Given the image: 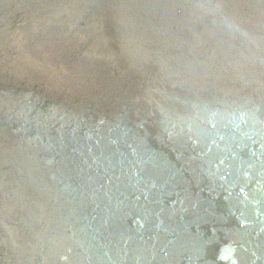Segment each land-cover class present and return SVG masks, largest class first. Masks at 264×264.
<instances>
[{"label": "water", "instance_id": "water-1", "mask_svg": "<svg viewBox=\"0 0 264 264\" xmlns=\"http://www.w3.org/2000/svg\"><path fill=\"white\" fill-rule=\"evenodd\" d=\"M55 1V6L44 10L52 11L45 14L48 18L53 16V22L49 24L57 26L60 22L64 27L65 21L62 17L68 11L73 18L70 28L76 26L81 29V33L75 31L73 40L68 38L73 45H67L62 51L55 49V57L59 53L66 60L63 71L71 78V82L66 90L58 92L57 100L53 102L58 114L53 117L63 119L69 111L62 112L65 104L73 107L74 115L70 120L74 123L69 126L73 130L70 133L65 132L64 146L68 148L71 139L77 134L81 135V130H85L92 139L81 137L84 145L80 146L85 148V144L90 143V150L95 151L97 158L92 157L91 162L84 159L83 162L76 157L78 150L75 154L65 151L61 155L62 162H59L60 157L55 156L56 149L54 143H51L55 138L46 135L50 134L47 128L36 131L30 123L35 118L33 110L37 102L30 101L26 112L23 108L25 100L27 97L32 99L38 93L36 89L39 86L48 84L47 79H53L61 71L57 69L54 58L48 55V48L40 45L39 37L36 36L39 35L38 28L28 30L27 33L33 34V37L24 53L26 60H22L23 67L33 70L43 68V71L35 72L38 75L32 77L17 78L20 82L16 87L19 89L18 94L17 91L9 93L7 87L0 89V209L7 210L4 220L8 228L14 224L15 227L18 218L24 216L21 225L23 231H15L16 233L3 242L0 264H151L153 260L146 263L143 261L145 256L149 254L148 257L166 258L172 251L169 248L174 234L183 233L182 224L180 226L178 223L186 220L189 215L183 214L184 211L176 214V218L180 220L175 221L177 224H171L170 232L174 233H168V230L163 245L155 246L160 252L151 244L147 246L146 255L136 256L140 245L133 242L134 238L137 235L140 238L139 234L146 235L148 229H155L152 226L157 222L142 230L144 221L152 219H144L138 212L132 211V215L138 218L128 217L127 224V216L122 210H119L120 213L118 209L109 210L103 207L107 203L93 200L95 191L104 189L118 196V193L127 188V183L136 178L135 176L130 180L128 177L126 182H120L119 175H114L117 166L112 167L118 159L133 155L134 160L150 162L151 165L154 163L157 167L158 164L155 160L152 161V156L156 151L161 152L164 144H168L169 148L186 145V148L191 149L195 166L185 175L195 177L210 174L218 178L215 185L220 184V187L214 190L211 198H222L225 201L241 197L235 191L241 169L233 166L230 169L228 162L232 165L237 161L243 163L238 159H246L247 156H242L245 155L242 152L234 154L231 150L222 149L224 143L236 144L229 140L226 133L225 122L231 116L226 115L229 108L224 103L237 101L240 113L246 112L245 116L252 115L253 119H260L257 112L264 107L256 108L252 102L248 105L247 99H251L254 92L262 93L264 99V32L254 26L258 22L253 24L251 18L249 21L245 20L247 14L242 10L240 13L238 10L225 8L224 11H213V15L201 16L197 11H205L206 7L190 9L188 0H140L136 3L137 6H124L127 14L135 11L145 16L141 22L128 17L129 20L124 23L128 27L127 33L135 36L134 41L123 40L117 28L103 30L95 38L90 33L94 22L84 24L81 21L82 14H91L92 10L84 9L79 14L76 13L79 7L74 10L71 5L75 4L70 3L71 0ZM250 1L251 8L256 5L260 7V12L256 15L258 21L263 16L264 0ZM191 2L196 4L195 0ZM117 5L115 1L114 6ZM57 15L61 16L59 20ZM67 23L69 22H65L66 29L69 28ZM63 27L60 28L61 31L65 30ZM252 30L259 45L250 54L248 44L243 41L253 37ZM65 42L67 41L58 43L62 45ZM46 43L45 40L44 44ZM244 44L246 48L243 47ZM239 49L242 51H237ZM256 52L258 57L253 56ZM235 57L241 59V64L232 61ZM146 64L153 66L155 71L144 70L143 65ZM243 68L245 71L240 70ZM239 72H245L246 75H239ZM41 75L42 78H39ZM240 78H244L243 82ZM150 83L153 86H149ZM247 84L252 86L251 89ZM22 85L27 88L20 89ZM176 90H188L191 93L190 99L186 98L184 102L195 111L196 121L178 108L183 101L174 97L173 92ZM212 90L216 94L211 95ZM152 94L156 95V100ZM69 97L73 99L70 101ZM144 97L149 100L141 106L149 107L142 112L136 106V101L143 100ZM224 97L226 101L220 100ZM197 100L215 102L218 109L201 103L198 105ZM112 104H117V108L112 109L113 113L109 115L106 109ZM126 104L129 106H125ZM48 115L51 114L46 113L43 118ZM38 121H42L40 116ZM246 121L243 124L246 125ZM258 123L259 121L255 125L259 126ZM208 140L211 146H218L212 147L213 152L206 149L204 143L209 142ZM222 153L233 155L234 158L221 159ZM205 163L209 170L202 169L201 166ZM165 166L163 164L161 169H165ZM55 167H59L63 173L66 172L65 179L71 178L70 184L50 183L56 180L53 169ZM228 169L231 171H225ZM74 173L76 180L73 178ZM3 176L9 179L4 180ZM212 177L208 180L214 183L215 179ZM83 183L86 187L81 186ZM178 191L181 194L186 192L181 187ZM117 205L123 207V202L118 201ZM212 207L214 210L206 215L214 223L212 225L230 220L236 225L234 228L244 226L241 231L246 234L245 226L250 222L247 223L239 214L234 216L236 211L231 215L232 210L228 213L225 207L221 208L218 204H213ZM206 223L209 224L208 221ZM131 233L137 235L133 237ZM151 249L154 254L148 253ZM188 262L186 253L179 257L178 264ZM227 262L225 259L224 263Z\"/></svg>", "mask_w": 264, "mask_h": 264}, {"label": "bare ground", "instance_id": "bare-ground-1", "mask_svg": "<svg viewBox=\"0 0 264 264\" xmlns=\"http://www.w3.org/2000/svg\"><path fill=\"white\" fill-rule=\"evenodd\" d=\"M115 1L118 3L116 7L114 6ZM139 1L140 0H128L126 2L125 0H91L90 2V0H71L70 3L75 4L71 5L74 10L79 7V10L76 11V13L79 14L83 13L82 10L84 9L92 10L91 14L84 12L81 16V21L84 24H91V22H94V27H92V31H90L93 37L97 38L99 34L101 35L103 30L107 31L108 28H112L114 30L117 28L119 31L118 34L122 35L123 40L126 39L127 41H134L133 37L135 36L127 33L128 27H126V24L124 23L126 20H129L128 17L134 18L137 22H141L145 19V16L139 15L135 11L132 13L129 11L127 14L124 6L128 4L134 7L138 5L136 3H139ZM188 1L190 9L194 10L197 6L201 7V9H203L202 7H206L204 8L205 11H197L201 14V16L210 14L213 15V11H224L225 8L229 10L232 9L234 11L238 10L240 13L242 10L247 14L245 20L247 19L249 21L251 18L253 24L254 22H258L254 24V26H256L260 32H264V11L263 16L257 21L256 19L258 18L256 15L260 12V7L256 5V7L251 8L250 0H195L196 4H192V0ZM256 1L257 0H254V2ZM55 2V0H9V2L8 0H0V89L7 87L9 93H15L17 91L18 94L19 89L16 87L20 82L19 80H16L17 78L32 77V75H38V73L43 71V68L36 70L29 67L24 68L22 64V60H26L24 53L26 52V49L33 37V34H29L27 31H32L33 29L38 28L37 33H39V35L36 36L37 38L39 37L38 40L41 43L40 45L48 48V55L51 58H54V61L57 64V69L61 72L55 75L53 79L49 77L47 79L48 84L46 83L45 85L39 86L36 89L38 93H36L32 99L31 97H27L23 108L26 112H28L30 101L35 100V102H37L33 110L35 118H33L30 123L36 131H39L41 128H47L46 130H48L50 134L47 133L46 135L55 138L51 141V143H54L56 149L55 156L60 157L59 162L63 159V157L61 158V155H63L65 151L68 152V154H75L77 150V159H81L83 162H85V160L91 162V160H93L92 157L97 158V156H95V151L90 150V143L89 145L85 144V148L80 146L84 145L80 140L81 137L86 136L84 137L85 139H92V137L90 138L91 135H88L85 130H81V135L77 134L74 138L71 137L72 139L68 148L64 146L65 143L63 141H66L64 140V134L72 129V127L69 128V126L74 123L73 120H70V117L74 115L72 111L73 107L70 108V105L65 104V108L62 109V112L69 110L67 114L64 115L65 118L62 117L63 119H58L53 117L58 110L54 108L53 104V102H56L57 100L56 96H58V92L60 90L61 92L66 90L71 82V78L64 74L66 60L62 59V56L59 55V53L55 57L54 53L57 49L58 51H62L67 45H73V43H70L68 38L73 40L72 36L75 31L81 33V29L76 28V26L74 28H70V23H72L73 18L72 16H69L68 11L67 14L62 17L63 21L69 22L67 23V27L69 26L68 29H66L65 22L63 24L64 27L60 22L57 24V26L59 25L58 27L52 23L49 24L50 22H53V16L52 18H48L45 14H50L52 11L44 12V10L50 6H55ZM254 5L255 3L253 6ZM57 16V19L59 20V17L61 16ZM62 27L65 28V30L61 31L60 28ZM252 31L251 32L254 34L252 35L253 37L248 39V41L246 39L243 41V43L248 44L250 54H253L255 46L259 45L254 30ZM45 40L47 41L46 44H44ZM166 40L168 42L169 38L167 37ZM61 41L67 42L59 45L58 42ZM245 44L243 47H245ZM237 51L242 50L239 49ZM257 53L258 52L254 53L255 55L253 56L258 57ZM240 60L241 59L239 57L232 59V61L237 64L240 63ZM79 61L81 60L79 59ZM143 67L145 68L144 70H154V67L148 64L143 65ZM240 70L245 71V68ZM6 72L8 73L6 74ZM246 73L249 74L248 71ZM246 73L239 72V75H246ZM43 74L46 75L44 72ZM10 75L12 76L10 77ZM39 78H42V75ZM242 79L244 78H240L241 82H243ZM247 85L248 88L251 89L252 86L250 84ZM149 86H153V84L150 83ZM22 88L25 89L27 87L22 85L20 89ZM214 94L216 93L212 90L211 95ZM173 95L176 99L183 101L182 105L180 104L178 108L187 117L196 121L197 118H195V111L188 107V103L184 102L186 98L190 97L191 93L188 90H176L173 92ZM252 95L253 96H250L251 99H247V104L249 105L252 102L256 108H260L261 106L264 107L262 93L254 92ZM152 97L155 99L156 95L152 94ZM72 99L73 97H69L70 101ZM147 100L149 99L144 97L143 100L140 99L139 101H136V106L139 110L141 109L142 112L147 110L149 107L148 105L146 108L141 106L143 104H147ZM220 100L226 101V98L224 97ZM119 101H121V99H119ZM199 103L208 105L210 108L218 109L216 106L217 103L215 102H206L205 100L199 102L197 100L196 104L199 105ZM220 103L221 102H219V105ZM189 104L193 105L191 102H189ZM224 104L225 107L229 108H226L229 111L226 115L231 116V119L229 118L225 122L227 126L226 133L230 137L229 140H232L231 142L236 144L226 145L224 143V145L222 144V149L224 151L225 149L229 151L231 150L234 154H240L242 152L245 154L242 156H247L245 157L246 159H238L243 161V163H239L237 161L232 165L227 161L230 169L232 166L237 169H241V172L238 175V186L235 188V191L239 192L241 197L225 201H222V198L219 200L214 199V197L211 198L212 195H214L212 194L214 193V190L219 189L220 187V184L215 185V183L218 182V178H214L210 174H203L204 176L201 175L195 177L185 175L190 172L192 166H195V162L192 159L193 154L191 149L189 150L186 148V145L171 146L169 148L168 144H164L162 151H156L155 155L152 156V161L155 160V163L158 164L157 167H155L156 165L154 163L151 165L150 162L138 161L137 159L134 160L133 155H128L127 158L118 159V162L112 167H115V165L117 166L114 170V175H119L120 182H126L128 177H130L131 180L136 176L132 182L127 183L128 185L127 188L125 187V190H123L124 192L117 194L118 196L111 194V192L104 189L95 191L96 194L93 196V200H96L97 203L100 201L107 203V205L103 206L104 208H112L116 211L118 209V213H120L119 210H122V213L127 216V224L129 223L128 217L134 216L132 215V211H135L136 213L138 212V215H142L141 217L144 219L149 217L152 219V221H144L145 224L141 227L142 230L157 222L154 227L152 226V228L155 229L151 231L150 229L146 230V235L139 234L140 238L137 234L134 235V233H131L133 237L137 235L133 242L140 245L139 249L137 248L138 252L135 254L136 256L142 254L146 255L147 246H151V244L154 247L156 244H159V246L163 245L164 238H167L165 235L172 233L170 232L171 224H177L175 221L180 220L179 218H176L177 213L181 214L184 211L183 214L187 213L189 215L186 217V220H181L178 223L180 226L182 224L181 228L183 233L179 235L174 234L172 239L173 242L170 244L169 248L170 251H172L169 255L162 259L158 256H155L156 258H154V256L148 257L149 254H147L145 256L146 259H143L145 263L153 260L151 264H178L179 257L186 253L189 258V262L185 264H252L253 262H262V264H264V241L262 240V238H264V134L262 135V130L264 131V108L258 110L257 115L258 118H260L258 120L257 118L253 119L252 115L245 116L246 112L240 113L238 111L240 110L238 108L239 102L237 101L235 103H227L226 101ZM125 106L128 107L129 104H126ZM115 108H117V104H112L106 110H108V114L110 115L113 113L112 109ZM46 113L51 115L43 118V115ZM252 114L255 115L254 112ZM39 116L42 119L40 122L38 121ZM245 120H247L246 125L243 124ZM256 120L259 121V126L255 125V123L258 122ZM204 144H206V149L211 150L212 152V147H218L214 144L211 146L210 141ZM38 146H41L40 143ZM174 147H176V149H174ZM221 157V159L224 158L225 160L229 157L232 159L234 158L233 155L230 156L226 154H223ZM163 164L166 165L165 169L163 168L164 170L161 169ZM201 167L203 170H209L207 163L203 164ZM53 169L56 180L52 182L50 181V183H54L55 185L57 182H60L61 185L65 183L70 184L69 179L71 178L65 179L67 175L66 172H61L62 170L60 171L59 167H55ZM230 169L225 171H231ZM4 174L6 175V173ZM83 175L80 177H83ZM3 177L4 180L9 179L5 176ZM211 177L215 179L214 183L208 180V178ZM73 178H76V173L73 174ZM81 186H84V183L81 184ZM180 187L181 189L186 190V192L181 194L178 191L180 190ZM62 188L64 190V186ZM17 190L21 191L20 188ZM55 199L57 200L58 198ZM118 201L123 202L125 211L123 210V207L117 205ZM213 204H218L221 208L225 207L228 213H231L232 210L231 215H234V211H236L234 216H238L239 214L243 219H246L247 223L250 222L248 226H245V228H247L246 234L241 231V228L244 226L239 225L234 228L236 225L230 220L222 222L221 224H216L215 226L212 225L214 223L211 222L209 217L206 215H208L210 211L214 210L212 207ZM118 206L121 208H118ZM6 212V209H0V249L1 247L3 248V242L7 240L8 237L12 236L17 231L19 233L23 231V227L21 225H23L24 216L22 218H18V224H16L15 227H13L15 225L14 224L11 228H8L6 227L4 220L6 219L4 218L6 217ZM197 217L201 218L197 219ZM121 218L122 217H120V221ZM134 218L137 219L138 217L134 216ZM171 219L174 220L170 222ZM189 219L190 223H188ZM114 221H116V219ZM207 221L209 224L206 223ZM168 230L169 232L167 233ZM187 232H189V235ZM149 236H151V238H149ZM141 247L142 249H140ZM149 252L153 254L155 253L153 249L148 250V253ZM225 259L228 260L227 263H224ZM48 263L50 264V262Z\"/></svg>", "mask_w": 264, "mask_h": 264}]
</instances>
